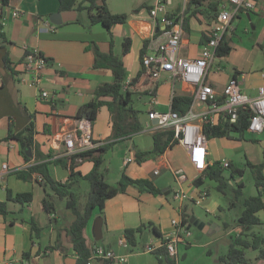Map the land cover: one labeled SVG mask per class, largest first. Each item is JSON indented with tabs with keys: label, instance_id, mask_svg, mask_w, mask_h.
<instances>
[{
	"label": "crops",
	"instance_id": "crops-1",
	"mask_svg": "<svg viewBox=\"0 0 264 264\" xmlns=\"http://www.w3.org/2000/svg\"><path fill=\"white\" fill-rule=\"evenodd\" d=\"M173 2L177 3L181 0H173ZM15 8L22 11L19 17L11 16V11ZM137 8L139 9V6ZM53 12H60L59 0H11L10 5L3 7L0 16V18L5 17L4 22L0 24L5 37V40L0 38V171L3 178L0 182V201H7L8 191L11 192L12 197L20 192L32 193L31 202L24 205L8 201L10 213L6 216L0 215V264L9 262L10 264H76L75 251L67 233L74 214L66 207L65 199L55 198L58 200L54 201L55 211L46 212L42 208L41 201L47 192L50 194L51 192L45 190L35 174L26 181L19 178L16 171L26 170L29 166L46 160L36 159V149L43 154L51 152L54 157L63 156L64 146L60 138L62 130L72 129L75 126L76 110L92 98L94 88L112 80L110 70L92 67L94 55L91 50L86 49V46L94 42L101 51L106 52L110 49V39H112L113 52L121 56L126 66L127 76L124 84L127 86L141 69L140 50L149 35V22L141 10L132 15L126 13L127 21L113 25L110 29L111 35L99 23L94 25L89 23L86 26L79 19L77 21V11L69 15L74 19L55 25L48 18ZM235 18H238L243 28L241 30L245 32L243 36L237 35L236 42L232 40L235 34L233 22ZM248 24L250 32L247 29ZM209 26L201 16L200 20L191 17L188 21V29H184L181 37L180 55L186 58L198 56ZM125 37L130 39V48L126 54H122L117 41ZM226 37L230 40L231 50L228 55L213 61L206 82L220 94L222 88L237 71L236 79L241 92L249 97L257 96L258 88L263 83L262 72H264V58L260 56V51L264 54V0H257L253 10L234 17L226 31ZM34 49L48 60L40 85L49 92L47 99L39 97L38 89L27 84L20 82L22 87L18 89L11 73L1 65L2 57L7 51L15 70L20 72L25 50ZM151 51L152 49L147 46L146 52ZM217 66L221 69L217 70ZM8 80L14 81L15 102H12L8 93L6 84ZM146 80L148 79H140L132 90L138 93L136 97L133 96L132 106L138 110L143 107L142 110L146 115L149 95L144 92L154 85L157 99L155 108L158 110L170 108L172 94H192L193 91L190 85L182 82L177 84V81L173 83L167 72H162L160 79L151 82L149 87L143 86L146 82H142ZM21 104L33 115L35 126L33 136L35 149L30 148L28 160L21 155L16 141L5 139L10 126L18 132L29 122L28 113ZM194 109L199 111L203 107L197 104ZM216 118L218 123L222 120L218 116ZM154 121L149 120L147 116L143 121L142 131L130 138L116 141L102 153L101 168L105 170L104 179L108 184H116L122 173H125L131 178L150 180L161 190V193L141 192L135 186L129 185L125 191L106 199L102 213L94 209L87 222L84 229L87 243L89 246L97 243L111 249L115 254L112 264H121L116 258L122 255L127 257L128 264H164L158 261L152 251L146 250L145 246L150 245L154 250L162 245L163 240L174 239L176 264H223L219 259L220 256L226 253L231 237L242 231V226L238 224V218L242 213L233 218L229 217L228 211L223 206L222 196L218 194L221 192L216 189V183L214 187L206 183V180L210 179L207 172L216 163L222 165L225 161L235 166L231 158L243 152L248 159L246 164L262 162L264 140L261 141V137L264 131L261 134L246 131L243 138L239 139L235 134L230 138L207 139V166L202 174L193 168L188 159L187 148L179 143L141 163L135 158L125 162V157L129 155L134 157V150L151 149ZM111 133L110 115L106 110H102L92 124V140H96L94 149L112 141L113 138H109ZM144 133L149 135L147 141L136 140ZM231 150L233 154L230 157L228 152ZM3 163L8 166L5 171L1 169ZM92 167L91 160H76L74 171L84 176ZM48 169L56 181L64 183L68 180L69 173L62 166L50 162ZM154 170H158V173L154 174ZM196 179L199 180L198 183L195 182ZM86 181L88 180L78 177L73 182L71 191L76 198L82 192L86 198L89 191V182ZM211 188H215L216 192L212 193ZM203 192H206V196L197 203L196 200ZM233 205L234 203H230V207ZM185 213L189 215L188 222L182 224V214ZM98 216L101 217L102 222L99 238L95 239L93 224ZM255 216L260 223L245 229L244 232L258 233L264 238V235L259 233V230H264V207L258 210ZM30 218H33L40 228L35 233L31 229ZM191 219L204 224L200 229L195 227L198 234L192 233L194 226ZM172 220H176L178 225L173 226ZM188 223L190 225H187ZM142 225H145L143 234L137 238V244L132 247L127 243L124 231ZM154 228L159 235L155 233ZM222 229L226 232L218 235ZM184 230L189 234H185ZM218 241L221 243L219 247L215 245ZM215 246L217 249H214ZM248 250L254 254L252 257L247 256L249 261L242 264H264V257L258 258L256 251L250 248ZM91 264L107 263L106 260L95 259Z\"/></svg>",
	"mask_w": 264,
	"mask_h": 264
},
{
	"label": "trees",
	"instance_id": "trees-1",
	"mask_svg": "<svg viewBox=\"0 0 264 264\" xmlns=\"http://www.w3.org/2000/svg\"><path fill=\"white\" fill-rule=\"evenodd\" d=\"M220 0H187L185 8L181 12L183 17V28L188 29V21L191 17H196L200 20V16L205 20L207 24H211L216 16L218 10V4ZM11 0H0V16L2 9L5 6L10 5ZM59 10L68 11L75 10L77 12L86 10L89 17V23L91 25L101 24L111 35V27L115 24L125 23L128 15L126 13H115L108 7L107 0H59ZM77 21L78 18H77ZM0 38L5 40L4 34L1 31L0 26ZM206 38V37H205ZM229 41L226 34L223 36L219 45L217 46L215 53L218 57L226 56L231 50ZM112 39H110L109 51H101L98 45L94 42L89 43L86 46L87 50H91L94 55V61L92 67L106 68L110 70L112 74V80L110 82H104L97 85L93 90L92 98L81 104L75 113V118H88L92 124L95 123L99 113L102 110H106L110 115V125L112 133L109 138H113L112 141L106 142L99 146L97 149H89L75 154L67 156L54 157L51 152L43 154L39 150H35L36 159H46L42 162H37L29 166L26 170L16 171V175L23 180H30L32 175H36V179L40 178V182L43 184L45 190H49L50 193H46L45 197L41 201L42 208L49 213H53L56 209L53 199H65L66 207L69 208L73 214L74 219L67 228V233L70 237V241L73 245V249L76 255V264H88V260L91 254V246L88 245L84 229L87 222L91 218L94 209H98L99 213H102L105 200L115 196L116 194L123 192L129 185L135 186L141 192H150L152 194L161 193V190L154 186V184L147 179L131 178L125 173H122L118 182L114 185L108 184L105 181V170L101 168L103 163L102 153L107 151L116 141L124 138H130L132 135L143 130L144 125L140 120L139 115L144 111L135 109L132 106L133 96L136 91H132L130 87L135 86L142 78L144 69L141 64V58L146 53L148 40H144L143 46L140 50L139 61L141 69L138 71L132 81L126 86L125 79L127 76L126 66L121 56L115 54L112 50ZM130 48V39L125 37L122 40V54H126ZM29 50H25V54ZM47 60V59H46ZM48 62V60H47ZM2 68L7 69L15 81H18L20 72H17L14 65L9 58L6 51L2 57ZM238 72L235 71L233 77H236ZM175 83V82H174ZM155 85L144 93L155 94ZM192 101V94H173L171 99V110L176 111L179 115H183L187 112ZM221 99L218 100L221 103ZM21 107L28 113L29 122L20 131L15 132L12 127H9L6 140H14L19 145L21 155L28 160L30 157L25 152L26 148L35 149L34 133L35 126L33 115L29 113L24 105ZM251 110L242 109L238 110L237 118L235 122L228 120L229 115H225V119L221 120L216 125L206 124L203 127V132L207 139L211 137H236L243 138L245 132L248 129L249 117ZM152 147L149 150L141 151L134 150V158L137 162L141 163L149 157L158 156L162 154L167 148L171 147L175 143H178L174 137V130L170 128L157 129L151 134ZM96 142V140H93ZM96 152H98L96 154ZM88 159L93 162V167L89 173L81 176L79 172L74 171L76 160ZM53 162L57 165L67 169L69 175L68 180L64 183L56 181L50 174L48 164ZM248 167L252 171L253 181L256 188V194L243 198V212L238 218V224L242 226V231L238 235L231 237V241L228 245L226 253L220 256V261L225 264H242L249 261L246 250L249 248L257 252L258 258L264 257V238L258 233L246 234L244 231L253 225L259 224L258 218L255 213L264 207V150L263 160L258 164L247 162ZM228 168L230 171L229 178L224 174V170ZM243 170L237 166H233L228 163V166L223 167L220 163H216L212 166L211 170L207 172L210 179L216 183V189L221 193H226V189L229 185V180L235 183L234 191L235 199H239L243 196L244 183L241 180H236L241 177ZM82 177L89 182V191L86 195V199L83 204L78 205L74 193L71 191L73 182ZM198 179L195 180L198 183ZM31 192L16 193L14 197L11 196V192H7V201H0V215L6 216L10 213L7 202L12 201L14 203L24 205L31 202ZM188 214H182V224L188 222ZM31 229L33 233L40 230L37 223L33 218H30ZM187 225H190L189 223ZM145 225L138 226L136 228L126 229L124 231L126 241L129 245L134 247L137 244V238L143 234V228ZM156 234L159 233L155 230ZM180 236V235H179ZM166 239L160 247L152 250V253L157 257L160 263L164 264H176L175 258L168 254L165 246ZM107 264H112L111 261L106 260Z\"/></svg>",
	"mask_w": 264,
	"mask_h": 264
},
{
	"label": "built area",
	"instance_id": "built-area-1",
	"mask_svg": "<svg viewBox=\"0 0 264 264\" xmlns=\"http://www.w3.org/2000/svg\"><path fill=\"white\" fill-rule=\"evenodd\" d=\"M186 1L181 0V2L174 3L173 0H155V3L148 8L149 35L146 40H148V48L152 51L144 53L141 58L144 69L141 79L157 81L162 72H167L173 83L180 81L193 87L191 104L183 115H179L171 108L156 109L155 94H149L146 110L148 119L156 120L153 130L173 129L178 143L187 148L188 159L193 168L202 174L207 166V138L203 127L206 124H218L216 116L224 120L227 114L229 115L228 120L235 122L240 108L249 109L251 115L247 131L254 134H261L264 131V72H262L263 83L259 86L258 95L255 97H249L241 92L236 77L229 79L220 94L206 82L211 64L220 58L215 50L226 34L231 20L242 12L253 10L257 0L219 1L217 16L207 29L199 55L194 58H186L179 52L184 32L181 12L185 8ZM21 13L19 8H15L11 11V16L19 17ZM4 20L5 17L0 18V24ZM47 66L48 62L40 52L35 49L29 50L24 56L22 73L18 78L19 82L37 88L38 96L43 99L49 98V92L40 87L44 77L43 72ZM216 69L221 68L217 66ZM220 99L221 103L218 102ZM197 104L202 105L203 109L196 111L194 107ZM60 138L64 146L63 156L95 147V142L92 140V123L88 118L76 119L75 126L72 129L62 130ZM133 159L134 157L129 155L125 157V162ZM222 165L226 167L228 162L225 161ZM7 168L6 163L1 165L2 171ZM153 173L157 174L158 170H154ZM2 179L0 171V182ZM38 180L40 181V178ZM177 195L180 194L177 193ZM205 196L206 192L201 193L196 202L199 203ZM171 223L173 226L178 225L176 220H172ZM183 232L189 234L186 230ZM165 246L168 254L175 257L176 240H166ZM145 249L152 251L153 247L146 245ZM114 258L115 254L111 249L94 243L91 246L88 264H91L94 259L108 260L113 263ZM116 260L121 264H128V259L124 255L117 257Z\"/></svg>",
	"mask_w": 264,
	"mask_h": 264
},
{
	"label": "rangeland",
	"instance_id": "rangeland-1",
	"mask_svg": "<svg viewBox=\"0 0 264 264\" xmlns=\"http://www.w3.org/2000/svg\"><path fill=\"white\" fill-rule=\"evenodd\" d=\"M211 1H216V0H211ZM222 1H225V0H222ZM107 3H108V7L110 8V10L115 12V13L125 12V13H128V14L132 15V14H136L137 12H139L141 10V13L143 15L148 16L147 8H149L155 2H154V0H108ZM138 6H139V9L137 8ZM243 18L246 19V16L243 15ZM78 19L84 25H86V26L89 25V17H88V13H87L86 10H82V11L78 12ZM233 22H234V27H235V34H234L232 40L236 42L238 40V36L237 35L243 36L245 34V32H243L241 30L243 28H242V25L239 23L238 18H235L233 20ZM98 26H101V25H98ZM247 29L249 30L248 32L251 31L249 24L247 26ZM122 40L121 41H119V40L117 41L119 49H122ZM260 49H262V48H260ZM260 56L262 58H264V54H263L262 51H260ZM151 82H152L151 80H146V81H144L142 83H145L143 86L149 87V84L151 85ZM16 85H17L18 89H20L22 87V84L19 81L16 82ZM134 89H135L134 86L131 87V90H134ZM137 95H138V93L136 92V94H134V97H136ZM136 104H138V103H136ZM137 107H138V105H137ZM142 108H140V110H142ZM142 111H144V110H142ZM139 118L143 122L147 118L146 113H144V112L141 113L139 115ZM148 136H149L148 133H144L140 137H137L136 140L141 139V140H144V142H145V141L148 140V138H149ZM262 140H264V135H262V137H261V141ZM228 154L231 157L232 154H233V151L232 150L229 151ZM231 159H233V161L235 162V166H237V167H239V168H241L243 170L242 176L237 178V179L241 180L244 183V187L242 189L243 196L240 197L239 199H235L234 191H233L232 188H235L236 186H235V183L234 182H230V180L228 181L229 185H228V187L226 189V193H224L223 195L221 193H218V194H219V196H222L221 200H222L223 206L226 208V210L229 213L228 214L229 217L233 218V217H236V215H240L242 213V211L244 209L243 198L247 197V196L255 195L256 194V188H255L254 181H253L252 171H251L250 167H248V165L246 164V161L248 159L245 158V153L244 152L240 153L237 157H234V158H231ZM112 170H113V165L111 166V171ZM224 174H225V176L227 178H229L230 171H229L228 168H226L224 170ZM86 182H88V181H86ZM110 183H111V181H110ZM206 183L209 184V185H212L213 187L215 186V181L212 180V179H207ZM211 192L212 193L216 192L215 188H211ZM85 199L86 198L84 196V193L82 192L79 195V197L76 198L77 204L78 205L83 204ZM53 200L54 201H58L57 199H53ZM230 203H234V205L232 207H230ZM197 232H198V230L195 227H192V233L198 234ZM225 232H226V230L222 229V231L218 235L224 234ZM259 233L264 235V230H259ZM227 238H229V237H227ZM222 244H223V241H222ZM215 245L219 247L221 245L220 241H218ZM216 246L214 247V249H217ZM253 254H254V252H252L250 250H247V256L248 257H252Z\"/></svg>",
	"mask_w": 264,
	"mask_h": 264
},
{
	"label": "water",
	"instance_id": "water-1",
	"mask_svg": "<svg viewBox=\"0 0 264 264\" xmlns=\"http://www.w3.org/2000/svg\"><path fill=\"white\" fill-rule=\"evenodd\" d=\"M75 10H68V11H60V12H53L49 15V21L55 25H59L61 23H63L64 21H68V20H72L74 19V17H70V14H75ZM177 84H180V81L176 82ZM7 86H8V93L10 94V99L12 100V102L16 101V91L14 89V81L13 80H8L6 82ZM3 89V88H2ZM16 104V103H14ZM156 122V120L154 121V123ZM25 152L29 155L30 154V148L27 147ZM101 222L102 219L100 216L96 217L94 219V224H93V233L95 236V239L99 238V231L101 228ZM191 223L194 227L200 229L201 225H204L203 222H197L193 219H191Z\"/></svg>",
	"mask_w": 264,
	"mask_h": 264
}]
</instances>
